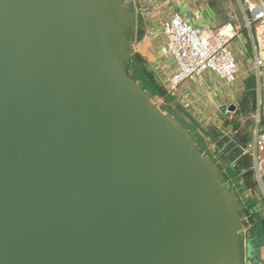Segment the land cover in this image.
<instances>
[{
    "label": "water",
    "instance_id": "water-1",
    "mask_svg": "<svg viewBox=\"0 0 264 264\" xmlns=\"http://www.w3.org/2000/svg\"><path fill=\"white\" fill-rule=\"evenodd\" d=\"M134 40L129 0H0V264H243L250 210Z\"/></svg>",
    "mask_w": 264,
    "mask_h": 264
},
{
    "label": "crops",
    "instance_id": "crops-1",
    "mask_svg": "<svg viewBox=\"0 0 264 264\" xmlns=\"http://www.w3.org/2000/svg\"><path fill=\"white\" fill-rule=\"evenodd\" d=\"M135 19L133 48L139 65L153 77L159 87L168 90L176 65L167 53L165 28L175 13L204 29H215L232 23L239 28L231 49L240 68L234 84H226L206 71L185 82L172 95L173 108L180 106L200 128L219 130L223 137L234 141L237 135L249 144L255 133L264 131V68L255 64L253 33L246 27L245 5L239 0H131ZM236 106L235 112L218 116L223 106ZM184 116V115H183ZM188 121L189 118L184 117ZM252 169L255 162L252 159ZM243 264L264 260V245L255 254L245 253ZM247 250L248 247H247ZM257 257V258H256Z\"/></svg>",
    "mask_w": 264,
    "mask_h": 264
},
{
    "label": "built area",
    "instance_id": "built-area-1",
    "mask_svg": "<svg viewBox=\"0 0 264 264\" xmlns=\"http://www.w3.org/2000/svg\"><path fill=\"white\" fill-rule=\"evenodd\" d=\"M131 1V0H129ZM245 5L246 27L255 43V64L264 68V0H239ZM167 53L176 65L170 78L168 94L176 92L185 82L210 71L226 84L237 82L240 68L231 45L239 33L232 23L215 29H204L175 13L165 28ZM243 156H250L255 170H264V131L255 133L249 144L240 146ZM256 264H264L259 261Z\"/></svg>",
    "mask_w": 264,
    "mask_h": 264
},
{
    "label": "trees",
    "instance_id": "trees-1",
    "mask_svg": "<svg viewBox=\"0 0 264 264\" xmlns=\"http://www.w3.org/2000/svg\"><path fill=\"white\" fill-rule=\"evenodd\" d=\"M125 65L128 73L134 80L145 90H148L153 96L161 89L153 77L139 65L135 56ZM159 94L164 101V107H161L162 110H173L182 116L184 115L183 117L189 118L199 130H203L205 133L204 136L210 140V143L216 145L211 153H207L200 147L199 148L204 154L206 153V155L210 156L219 166L224 173V179L228 189L235 191L242 205L250 210L251 222L244 232L242 246L244 249V245L247 243L249 245L248 247L256 254L264 245V207L260 208L259 204L253 201L252 197L246 196L248 189H252L253 191L252 179L255 174L252 169L251 157L243 156L240 150V146L246 144L245 141L247 138L237 135L232 142L229 138L223 137L219 130L211 129L206 132L203 128H200L199 124L180 106H177L175 109L173 108V98L171 94H164L162 92H159Z\"/></svg>",
    "mask_w": 264,
    "mask_h": 264
},
{
    "label": "rangeland",
    "instance_id": "rangeland-1",
    "mask_svg": "<svg viewBox=\"0 0 264 264\" xmlns=\"http://www.w3.org/2000/svg\"><path fill=\"white\" fill-rule=\"evenodd\" d=\"M159 86V85H158ZM161 88V87H160ZM159 92H162L164 94H168V91L161 88L160 90H158V92L154 95V99L156 102H158L160 104V106L164 107V101L162 96L159 94ZM166 109V107H165ZM166 112H170L172 113L178 120L179 122L188 130L190 131V133L192 134V136L195 138V140L198 143V146L204 150L207 153H211L212 150L215 148L216 145L211 144L210 140L208 138H206L204 135L205 133L203 132V130H199L191 121H188L187 119H185L181 114H179L178 112L175 111H171V110H165ZM213 128H205L204 131H209ZM204 153V152H203ZM206 155V153H205ZM252 159V158H251ZM252 185H253V191L252 189H248L246 196L248 197H252L253 201L257 202L260 206V208L264 207V170H262L261 172H255L253 179H252ZM264 209V208H263ZM249 245L247 244V247ZM247 247L245 248V253H247V251H249L250 253L252 252V250L248 247L249 250H247ZM257 258V257H256Z\"/></svg>",
    "mask_w": 264,
    "mask_h": 264
}]
</instances>
